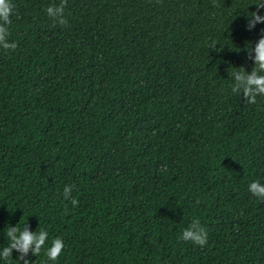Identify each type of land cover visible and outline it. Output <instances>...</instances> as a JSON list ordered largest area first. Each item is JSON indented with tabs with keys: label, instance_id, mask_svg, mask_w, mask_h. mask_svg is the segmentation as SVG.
<instances>
[{
	"label": "trees",
	"instance_id": "obj_1",
	"mask_svg": "<svg viewBox=\"0 0 264 264\" xmlns=\"http://www.w3.org/2000/svg\"><path fill=\"white\" fill-rule=\"evenodd\" d=\"M12 2L0 249L27 224L49 234L32 264H264V200L248 190L264 184V97L232 93L228 72L254 67L256 0H67L66 26L45 11L60 0ZM194 219L204 246L180 239Z\"/></svg>",
	"mask_w": 264,
	"mask_h": 264
},
{
	"label": "clouds",
	"instance_id": "obj_2",
	"mask_svg": "<svg viewBox=\"0 0 264 264\" xmlns=\"http://www.w3.org/2000/svg\"><path fill=\"white\" fill-rule=\"evenodd\" d=\"M159 2V0H157ZM253 5V4H252ZM257 10L247 12V27L252 30L258 23H264V15L260 14V9H264V0H256ZM67 6V0H60V3L52 4L46 8V14L56 23L66 26L68 21L64 16V9ZM15 5L12 0H0V49L5 51L14 50L17 45L10 43L9 27L12 24L11 17L14 15ZM264 32V30H262ZM217 42L213 41L210 49H216ZM244 51H247L248 58L254 61V67L249 72L243 66L229 67V78L231 79V91L234 94H242L244 99L249 104H255L257 97H264V34L258 39L253 47L251 43L245 45ZM240 51V49L238 50ZM74 185H66L64 187V198L67 200L71 197V192ZM249 192L264 200V184L259 181H254L249 185ZM73 205L78 202L72 199ZM8 244L0 249V260L4 264H10L9 258L13 257V251L19 253L17 264H32V261L26 259L29 253L34 256H39L42 248H44L48 240V231L39 228L33 232L26 224L22 229L18 227H8L5 229ZM180 239L186 242H192L199 246H204L207 243V230L201 225L198 219H194L192 223L183 230ZM64 249L62 238H55L51 242V246L46 249L45 255L50 261H57Z\"/></svg>",
	"mask_w": 264,
	"mask_h": 264
}]
</instances>
